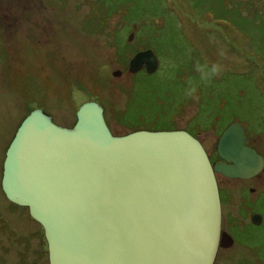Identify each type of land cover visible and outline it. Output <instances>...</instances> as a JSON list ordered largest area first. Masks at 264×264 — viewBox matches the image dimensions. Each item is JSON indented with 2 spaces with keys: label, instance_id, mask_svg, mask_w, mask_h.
<instances>
[{
  "label": "rangeland",
  "instance_id": "rangeland-1",
  "mask_svg": "<svg viewBox=\"0 0 264 264\" xmlns=\"http://www.w3.org/2000/svg\"><path fill=\"white\" fill-rule=\"evenodd\" d=\"M145 48L158 69L131 73L129 59ZM88 100L104 106L114 134L185 129L218 159L221 133L238 121L264 155V0H0V173L33 108L70 127ZM219 178L233 191L221 195L236 244L215 264H264V221L233 226L251 209L264 215V172ZM34 225V261L46 264Z\"/></svg>",
  "mask_w": 264,
  "mask_h": 264
},
{
  "label": "water",
  "instance_id": "water-1",
  "mask_svg": "<svg viewBox=\"0 0 264 264\" xmlns=\"http://www.w3.org/2000/svg\"><path fill=\"white\" fill-rule=\"evenodd\" d=\"M158 66L145 48L128 70ZM247 143L245 126L230 123L217 144L222 161L212 164L185 129L114 134L98 101L80 104L70 127L38 107L6 149L2 186L43 226L49 264H214L219 247L233 242L222 231L216 172L248 178L264 168Z\"/></svg>",
  "mask_w": 264,
  "mask_h": 264
},
{
  "label": "flooded vegetation",
  "instance_id": "flooded-vegetation-1",
  "mask_svg": "<svg viewBox=\"0 0 264 264\" xmlns=\"http://www.w3.org/2000/svg\"><path fill=\"white\" fill-rule=\"evenodd\" d=\"M144 69V68H143ZM27 115V114H26ZM25 115V116H26ZM24 116V117H25ZM23 117V118H24ZM23 118L21 120H23ZM21 122V121H20ZM20 125V123L17 125L16 130L18 128V126ZM109 125V124H108ZM110 127V126H109ZM16 132V131H15ZM247 134V131H246ZM248 136V134H247ZM13 138V137H12ZM249 137H248V145L252 148H254L257 152H259L260 154H262L260 151H258L257 148H255L249 141ZM207 150V149H206ZM208 152L209 158L212 162V164H215L218 161H222V159L219 157V155L216 152V155L218 157V159H214L215 155L212 154L211 152ZM263 155V154H262ZM264 156V155H263ZM3 162L4 159L2 160V167H3ZM264 172V168L257 173L254 176L248 177V178H241V177H228L225 176L227 178H234L237 180H240L241 183L243 182H247L249 180L254 179L257 175H259L260 173ZM219 174H222L220 172H216V177H217V181H218V186H219V193H220V198H221V205L223 206V198H222V190H228L229 192L227 193V200L230 201V199L233 200L234 195H233V191L232 189H229L228 187H226V185H222V183L220 182V178H219ZM223 175V174H222ZM2 176H3V169L1 170L0 173V264H43V263H37L36 261H34V255L35 254V245H33V239L35 240V237L33 235V239L31 240V233H33L34 229H31V226L35 227V223H38V226H40V230L39 233L42 236V239L40 240V242L42 243V248L43 251L46 252L47 254V260L49 264V255H48V245H47V240L45 237V232H44V228L43 226L36 220L34 219L30 212H29V208L27 206H22L19 205L17 203H14L13 201H11L5 194L4 190H3V186H2ZM244 185H240L239 188L243 189ZM254 189H252L251 191H253ZM262 190V189H261ZM3 200V202H2ZM247 199H245L244 196H240L239 199V214L240 211L243 208H245ZM241 207V208H240ZM252 211L245 217L240 215L239 218L236 219V223L233 226H237L239 228H242L244 226L245 223L247 222H252L253 224H257L254 223L252 221V215L254 213H260L262 214V221L260 223H262L264 221V215L263 213L251 209ZM23 211L26 215V217H28V219H21L20 222V212ZM243 218V219H242ZM258 223V224H260ZM30 225V228H29ZM229 226H231V223L228 224V218L225 216V213L223 214V210H222V231H226L227 233H229L231 235V237L233 238V242L231 245L229 246H220L219 247V251L217 254V257L220 253L221 250H229L234 244H236V239L235 237L230 233L229 231ZM45 245V247H44ZM217 257L215 259V262L217 260ZM214 262V264H215Z\"/></svg>",
  "mask_w": 264,
  "mask_h": 264
}]
</instances>
